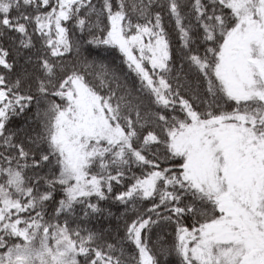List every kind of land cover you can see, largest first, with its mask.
<instances>
[{
  "label": "snow or ice",
  "instance_id": "snow-or-ice-1",
  "mask_svg": "<svg viewBox=\"0 0 264 264\" xmlns=\"http://www.w3.org/2000/svg\"><path fill=\"white\" fill-rule=\"evenodd\" d=\"M0 264H264V0H0Z\"/></svg>",
  "mask_w": 264,
  "mask_h": 264
}]
</instances>
